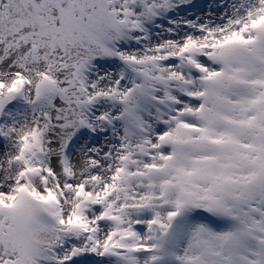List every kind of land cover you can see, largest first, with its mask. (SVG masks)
<instances>
[{"label":"snow or ice","instance_id":"6c2138e0","mask_svg":"<svg viewBox=\"0 0 264 264\" xmlns=\"http://www.w3.org/2000/svg\"><path fill=\"white\" fill-rule=\"evenodd\" d=\"M0 264H264V0H0Z\"/></svg>","mask_w":264,"mask_h":264}]
</instances>
